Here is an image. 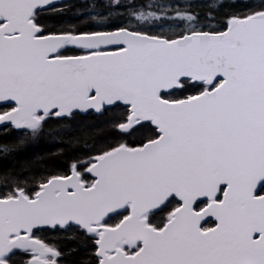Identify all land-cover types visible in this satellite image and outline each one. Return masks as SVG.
Here are the masks:
<instances>
[{
  "label": "snow or ice",
  "instance_id": "snow-or-ice-1",
  "mask_svg": "<svg viewBox=\"0 0 264 264\" xmlns=\"http://www.w3.org/2000/svg\"><path fill=\"white\" fill-rule=\"evenodd\" d=\"M0 264H264V0H0Z\"/></svg>",
  "mask_w": 264,
  "mask_h": 264
}]
</instances>
